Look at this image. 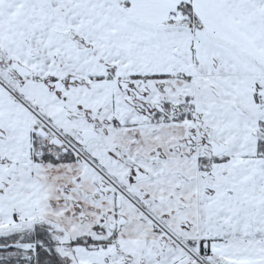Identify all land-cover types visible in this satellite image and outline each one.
Listing matches in <instances>:
<instances>
[{"label":"snow or ice","instance_id":"1","mask_svg":"<svg viewBox=\"0 0 264 264\" xmlns=\"http://www.w3.org/2000/svg\"><path fill=\"white\" fill-rule=\"evenodd\" d=\"M0 264H264V0H0Z\"/></svg>","mask_w":264,"mask_h":264}]
</instances>
